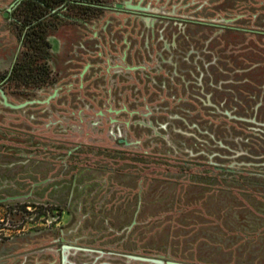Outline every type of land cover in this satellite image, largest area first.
<instances>
[{"label": "rangeland", "instance_id": "rangeland-1", "mask_svg": "<svg viewBox=\"0 0 264 264\" xmlns=\"http://www.w3.org/2000/svg\"><path fill=\"white\" fill-rule=\"evenodd\" d=\"M12 1L0 0V76L21 50L7 13ZM207 82L202 92L195 83L172 88L168 121L153 125L151 140L133 150L139 155H120L116 166L108 165L113 171L81 159L79 176L107 179L88 206L72 200L67 207L61 193L62 179L78 163L61 162L66 151L51 146L62 133L49 126L53 114L36 104L14 109L0 97V237L13 238L18 224L25 223V232L48 225L56 215L45 209L61 206L69 210L68 227L76 224L80 235L94 239L71 252L75 264H264V104L256 109L245 97L222 94L233 87L229 81H217L224 90L210 96ZM4 92L14 105L26 99L24 91ZM79 156L76 151L69 160ZM9 251L1 247L0 255Z\"/></svg>", "mask_w": 264, "mask_h": 264}, {"label": "flooded vegetation", "instance_id": "flooded-vegetation-1", "mask_svg": "<svg viewBox=\"0 0 264 264\" xmlns=\"http://www.w3.org/2000/svg\"><path fill=\"white\" fill-rule=\"evenodd\" d=\"M7 13L21 34L20 52L26 33L39 29L45 35L48 78L23 88V102L53 114L49 126L62 133L51 146L66 151L61 162L78 163L76 173L62 179L67 207L72 200L91 205L107 185L105 178L79 176L81 159L98 171H113L108 165L116 166L120 155H139L133 150L151 140L153 125L168 121L172 88L195 83L202 92L206 80L214 96L224 90L215 83L229 81L233 87L222 94L245 97L256 109L264 104V0H13ZM4 81L3 92L10 87ZM76 151L84 156L69 160ZM56 209H45L56 215L48 225L25 232L22 223L13 238L0 237V248L10 247L0 264H75L71 252L85 249L93 236L80 235L76 224L69 228V210Z\"/></svg>", "mask_w": 264, "mask_h": 264}, {"label": "trees", "instance_id": "trees-1", "mask_svg": "<svg viewBox=\"0 0 264 264\" xmlns=\"http://www.w3.org/2000/svg\"><path fill=\"white\" fill-rule=\"evenodd\" d=\"M24 49L18 53L16 60L8 72L0 79L9 88L23 91V88H35L41 80L48 78V68L43 64L48 56L45 35L41 30L28 32L23 37Z\"/></svg>", "mask_w": 264, "mask_h": 264}, {"label": "water", "instance_id": "water-1", "mask_svg": "<svg viewBox=\"0 0 264 264\" xmlns=\"http://www.w3.org/2000/svg\"><path fill=\"white\" fill-rule=\"evenodd\" d=\"M0 96L3 99V105L8 106V107H11V108H14V109L21 108V107L25 106L28 103H33V101H25L23 103L14 105L13 103H10L7 100L6 95L4 94V92L1 89H0Z\"/></svg>", "mask_w": 264, "mask_h": 264}]
</instances>
